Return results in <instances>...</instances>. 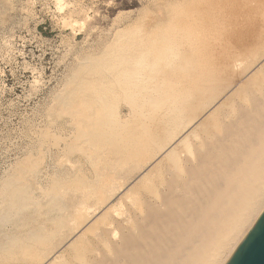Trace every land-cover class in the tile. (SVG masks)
Returning a JSON list of instances; mask_svg holds the SVG:
<instances>
[{
  "label": "rangeland",
  "instance_id": "obj_1",
  "mask_svg": "<svg viewBox=\"0 0 264 264\" xmlns=\"http://www.w3.org/2000/svg\"><path fill=\"white\" fill-rule=\"evenodd\" d=\"M263 11L264 0H0V183L6 182V172L8 175L9 170L14 171L9 174L12 178H15V172H18L14 175L19 178L17 174L23 172L22 168L26 166L22 160L28 158L29 163H37L30 165L25 161L30 165L25 169H34L33 172H36L37 164L43 167L38 165L41 168L39 169L37 166L40 170L38 177L35 176L39 173L38 170L34 174L24 170L26 173L22 174H30L32 179L23 175L22 184L26 183L27 187L25 185L24 188L21 184L22 189H31V185H43L42 190L37 189L35 192L36 188L32 186L34 189L32 188L30 196L37 195L35 200L39 199L38 204L41 197L54 190L64 194L61 199L66 201L59 204L61 207L65 204V208L62 207L64 214L61 210L59 212L49 209V205L48 208L45 207L48 195L45 196L46 203L44 198H41L42 202L35 204L38 207L41 205L38 210L34 205L31 207L32 204L30 208L29 204L26 205L33 210L36 207L37 211L30 210L27 214L24 208L25 215L22 211V216H26L24 219L33 212L41 213L44 218L45 215H50L51 218L46 216V221L50 219L47 223L51 230L46 221L42 222L45 219L36 214L31 216H35L32 220L30 217V220H24L33 225L30 227L27 226L28 223L25 224L26 229L23 223L25 229H21V214L17 216L20 221L13 225L14 215L16 219L18 213L9 212L7 209V215L13 217L10 218L12 225L10 222L9 225L2 222L0 229L4 234L9 233L11 238H4L3 232H0V243L6 242L0 245L3 247L0 249V259L4 257L0 263H11L14 260L13 264H41L43 261L42 264H69L70 261L73 264H86V250H89L87 241L91 247L97 246L96 250L100 249L98 236L102 232L101 222L105 221V217L109 218L108 215L111 219L115 218L108 214V205L127 204V201L132 199L134 202L135 196H138L139 201L135 198L139 203L136 201L134 204H151L150 199L156 194L155 177L153 178L150 167L151 158L161 155L159 152L164 146L163 143L169 142L178 132H175L176 125L181 128L193 120L189 115L192 110L194 112L196 108L197 111L198 108L202 109V106L207 107L211 98H205L208 103L205 100L203 105L199 103L202 100L198 99L201 79L213 76L215 60L228 59L233 46L248 41L247 38L258 24ZM201 109L196 113H200ZM153 112H157L155 116ZM95 118L99 122L102 121L99 126L95 124L97 129L92 125L96 122L92 121L96 120ZM185 118H189L190 122ZM179 128L177 130H180ZM164 130H173V136L171 132L166 133ZM64 155L68 158L69 165L65 163L67 158ZM31 158L33 160H29ZM19 164L22 165L17 169L20 172L15 171ZM43 174H46V179ZM26 177L30 180L29 184ZM53 178L55 182L51 181ZM157 178L161 180V177ZM9 179L8 177L7 180ZM136 188L141 194H135L136 191L138 193ZM29 189L28 192L32 191ZM43 190L44 193H41ZM129 197L132 199H128ZM66 203L71 208H68ZM84 203L91 204V209L89 206H83ZM131 203L132 201L128 204ZM92 204H95L96 209ZM79 205L90 211L87 213L85 209L78 207ZM43 206L48 209V214L44 213V208L41 209ZM0 210L3 218L4 210ZM50 210L54 214L59 212L60 215H66L68 220L63 221L64 216L57 218L59 214L51 215ZM92 210L93 214L87 215L92 213ZM72 211L75 215L70 214ZM68 214L70 215L67 216ZM51 219H54V222L63 221L65 225L60 221L54 224ZM38 221L42 223L39 224ZM15 225L19 227V236L24 232L18 236L19 240L15 235ZM57 225L61 228H57ZM95 226L100 234L96 230L93 232L94 236L98 234L92 244V239L89 238L93 237L91 231L96 229ZM3 227L7 229L4 230ZM9 227L12 230L16 228L12 233L16 238L10 233L13 231ZM39 227L43 230H39ZM55 227L56 231L53 229ZM28 228L33 229L34 233ZM36 229L40 231L36 232L39 233L36 234L39 242L37 239L36 242L27 239L32 233L31 237L34 238ZM85 232L91 235L87 237ZM46 233L49 234L47 239ZM69 233H74V236L81 234L84 241H79L74 236L73 239ZM42 235L45 237L42 238ZM66 235L67 238H64ZM20 238H25L28 243L24 240L26 244H23L24 241ZM51 238H55V244ZM13 240L17 245L22 242V247L18 245V248H15ZM29 241H33L35 245L32 246ZM61 242L64 244L63 249H57ZM11 243L15 246L10 245ZM46 243H52L49 245L51 250ZM37 246H40L38 251ZM54 246L56 248L52 249ZM6 247L11 251L15 248L16 253L14 251L9 254L10 250L7 253ZM46 250L53 253L49 254ZM3 251L10 257L14 255V259L11 257L9 260ZM45 251L50 257L43 253ZM19 252H25L22 254L23 259L21 256L17 258ZM65 254L74 257L69 259ZM16 259H21L22 262L19 263L20 260L15 261Z\"/></svg>",
  "mask_w": 264,
  "mask_h": 264
},
{
  "label": "bare ground",
  "instance_id": "obj_2",
  "mask_svg": "<svg viewBox=\"0 0 264 264\" xmlns=\"http://www.w3.org/2000/svg\"><path fill=\"white\" fill-rule=\"evenodd\" d=\"M247 40L248 41L245 44L233 46L232 49L230 50V57L228 59L219 58L215 60L216 62L214 64L213 76H210V77L206 76L204 78L201 77L202 79L200 81V88H199L200 92L198 93V99L202 101H200L199 103L203 105L202 102L204 101L205 103V100H206L205 98H208V99L211 98V100H209L210 101L209 104L207 105V107H204V108L202 106V109L200 108L201 109L200 113L199 112L196 113L198 110H200L199 108L197 111H196L197 109L196 108L194 112L192 110V112L189 115L190 117L191 116L193 117V120L191 119V122H190V119L188 118L190 123H186V122H185L186 124L183 123L185 125L184 126L182 125V127L180 125L181 128H179L178 125H176L177 126L176 131L174 129L175 132L178 131L176 135L174 136L172 135L174 133L173 130L172 131L168 130L169 132H171V135L173 136V138L167 143L165 142L166 141L165 140L164 142L166 144L163 143L164 146L161 144L163 148L165 147V149L162 148V150H164L163 153H162V150L159 152L161 153V155L156 154L158 155L157 157L153 156L151 158V161H150V167L152 169L151 172L153 174V178L155 177L154 179L156 182L155 183L156 194H154V196L152 195L153 197H151L150 199L151 204H136V203L134 204V202L137 201L138 196L137 197L135 196L137 198L136 199L134 197V194L132 193L131 196L132 198L134 197V202L131 197H129L128 199L131 198L132 200L131 199L130 200L132 201L133 204L132 203L128 204L131 202V201L129 202L128 200L127 204H118L116 206L108 205L106 207V210H108L109 213L108 212L107 213L111 214L112 216H115V218L113 217V219H111L110 216L108 215L109 218L106 219L105 217V221L101 222L103 223V225L100 223V225H102L101 235L98 236L99 237L98 240L100 243L97 241V243L101 244L100 249L96 250L97 246H95V248L91 247V245H89L88 244L89 242L87 241V245H88L87 249L89 250H86L87 251L86 252V255H87L86 264H225V262L230 257L232 252L235 250L239 242L242 240L244 235L247 233L249 228L252 226L254 221L257 219L259 214L264 209V11L261 13L258 24L256 25L255 28L252 29L250 36L247 38ZM196 99H197V96H196ZM153 113H154L153 116H155V113L157 112H153ZM148 118L150 120L151 116H149ZM167 119L169 120V118H166V120ZM149 120H147V123L149 122ZM92 121L97 122V123L95 122L92 124L94 126L95 124L99 126V124L102 123V121L99 122L97 119L92 120ZM144 122H145V119H144ZM147 125H150V124H147ZM172 125H170V127ZM95 127H96L95 129L98 128L97 126ZM172 127L175 128L174 126ZM93 128L94 127H92V129ZM178 128L180 130H177ZM168 131H166V133ZM168 136L170 137V135ZM160 140L162 141V139H159V141ZM121 143L123 144L122 141ZM117 146L119 145L117 144ZM64 157L66 156L64 155ZM27 159L28 158H26L25 160H22L24 161L26 165L25 168H28L27 166L30 167L32 163L31 161H30L31 163H29ZM29 160H33V159L31 158ZM25 161H27L30 165H28L27 162ZM68 161L69 160L67 158L65 162L67 165H69ZM36 163L37 162H35V164ZM20 164L18 165V168H16L15 171H19L17 169H19ZM38 165L39 164H37V166ZM37 166L36 167L34 166L36 172H33L34 171L33 167H32L33 171H29L28 169H25L24 167L22 168V170L24 169L25 171L26 170L29 171L27 173L33 172V174L37 173V170H38L39 173L35 175L36 177H38V174L40 175L39 169H41L40 167H43V166L39 165L40 166V167L38 166L39 169H37ZM24 170L23 172H25ZM9 172L11 173L14 171L9 170ZM23 172H20L19 175L17 174L19 178H17L14 175L15 173H18V172L13 173V176L15 178H12L11 177L12 175H9L10 173H8L7 175V172H6L5 178L8 179L9 177L10 179L9 180L6 179L5 180L6 182H4V184L0 183L1 185L0 187L4 185L3 186L4 188L3 187L0 188V207L2 206L0 209L4 210L2 213V215H4L3 218L0 214L2 218V220L0 219V223L7 222L8 224L6 225H9V222L11 223L12 222L11 219H13V217L7 215L9 214V212H15L16 214L18 213L16 215V219H17V216H19L20 214L21 215L19 217L22 216V211H24L25 209L27 210V212L24 211L23 212L24 215H25V212L28 214L29 212H31L30 210H33L32 208L29 209L31 204H32L31 207L33 205L36 206L35 204H38L37 202L39 201V199L37 198L38 201L35 200L36 197L38 196L36 195V197H34L33 193H32L33 196L32 195L31 196L34 198L30 196L31 192H33L32 186L34 185L29 186L31 187V189L27 188L32 191L28 192L27 189L26 190L24 189L27 187V185L26 183H24V185L22 184L24 181V180L22 181L23 179L22 176L23 175L27 176L28 174L27 175L22 174ZM30 174L28 175L29 176L28 179H32L30 177ZM33 174L31 176H33ZM52 174L54 173L52 172ZM44 176L46 177V174L45 175L43 174V177ZM53 176L57 179L55 174ZM45 177L44 179H46ZM157 177H161V180L163 181L160 180L161 183H159L160 178H157ZM55 178H53L54 180H51V181L55 182ZM33 180L36 181V178H34ZM156 180H158L159 182ZM29 182L30 180L27 183L29 184ZM34 182L32 181V183ZM58 182L62 184L61 181H58ZM21 184L23 185V187L26 185V187L22 189ZM56 185H57V182H56ZM38 186L37 187L34 186L36 188L34 192L37 191V189L42 190L43 185L39 186V188ZM59 186H62V185H59ZM150 189L151 188H149V191ZM44 190L41 193H44ZM137 190H138V193H136L137 192L136 191L135 194L139 195L140 190L139 189ZM26 192H28V194ZM47 192H45V194ZM57 192L58 191L54 190L53 192L51 191L49 195L46 194L48 195L47 197L48 201L45 207L48 208L47 206L49 205L50 207L49 209H52V210L54 209L53 211L61 210L62 211L61 213L64 214L65 204L62 205V207H64L63 209L59 205L60 203L63 202V199L61 198L64 194L61 195V193H57ZM59 194L61 196H59ZM158 194H160V196H156ZM40 195H39V198H40ZM45 196L41 197L42 199L44 198V202L46 199ZM41 198H40L41 200L40 203L42 202ZM65 202L66 201H64L63 203ZM67 203L66 205L68 207ZM77 204H75L76 208H77ZM26 205H28L29 208ZM38 205L36 206L37 210L41 206L40 205L38 207ZM58 205H59V208H58ZM80 205L78 207L81 208L82 206ZM82 205L84 206L85 203ZM93 205L95 207V204H92V206ZM85 206L86 207L89 206L88 208H90L91 204H87ZM36 207H34L33 211L36 210ZM43 208L44 206L41 209ZM46 208H44L46 211L43 210L45 211L44 213H46L48 210ZM68 208H71V207H68ZM76 208H74V211ZM82 208L85 209L84 207ZM7 209L9 212L7 211ZM83 209H81L82 212L87 211L88 213V211H90L86 209L85 211H83ZM94 209H96V207ZM68 210H65V211L67 212ZM93 210H92V213L87 214V215L93 214ZM74 211H72L73 213H70V214L75 215ZM0 212H2V210H0ZM59 212L58 214L60 215L61 213ZM82 212H81V215H82ZM95 212L96 211H94V214ZM34 214L36 213L33 212L32 215ZM40 214L41 213L36 214V215H38L39 217ZM50 214L52 215L54 213H52L50 210ZM63 214L60 216L58 215L57 218L64 216V219L63 217L61 219H63V221L68 220V217H66V215H63ZM70 214H68L67 216H69ZM31 216H29L30 219L32 218ZM40 216L43 217L44 215L43 216L40 215ZM46 216L48 217V215H45V218L43 217V219L45 220H43L42 222L47 220ZM4 217H9V218L7 219ZM24 217L22 216L21 221H20L19 218L16 220L15 215H14L13 221H15V223L13 222V225L19 221L21 222L20 223L21 225H23V223L24 225L25 224L27 225L29 221L27 220L28 222L26 223L25 219H29V217L25 219ZM33 218H35V216H33ZM36 219L39 220L38 218ZM54 219H51L53 220L52 223L54 224H57V222L59 223L60 220H57V222L56 221L54 222ZM49 220L50 219H48V221ZM36 221H32V223L34 222L36 223ZM48 221H46V223ZM63 221H60V222L63 223ZM42 222L39 223L38 221L37 223L41 224ZM63 224L65 225V222ZM63 224L60 223L61 226ZM0 225L2 228L3 223ZM10 225H12V223ZM17 225L19 224L17 223ZM24 225L23 227L19 225V227L23 229ZM30 225L32 226L33 224H30ZM30 225L28 223L27 226H30ZM100 225H98V227ZM38 226H41V225H37V227ZM96 226H95L96 229H93L91 231L92 234L95 230L98 231ZM12 227L13 226H11V228ZM19 227L17 228L16 226L17 229L14 227L16 229L15 235L17 237L19 236L18 235L19 232L17 234V230L19 231ZM47 227L50 229L49 223H47ZM58 227L60 226L57 225V228ZM3 228L4 230L7 229L5 227ZM11 228L9 227V229L13 232H10V230L9 232L12 234L14 233V228L13 230ZM40 228L42 229V227H39V230ZM43 228L45 229V226ZM28 229L30 230L31 228H28ZM49 229L45 231L48 232ZM53 229H55V231L57 230L56 227ZM84 229L85 228H83V230ZM31 230L34 233V230L33 229ZM39 230L36 229L35 235L33 236L34 238L31 237L33 233L29 231V233H32V234H30V238H27V239H31V240L33 239V241L35 242H36L35 239H37L39 242L38 236L36 235V234L39 235L40 233ZM37 231H39V233H36ZM79 231L81 232V230ZM0 232H3V231H1L0 229ZM6 233L4 234L3 232L2 234L3 237L5 235L4 238H7L6 236H8L9 234L7 233L6 235ZM23 233L24 232H21V235H23ZM26 234L27 232H25V235H24L25 237H26ZM85 234L86 236L91 235L86 232ZM97 234H95V236ZM70 235H69V238H71ZM76 235L74 236V233H73V235L71 236L72 237L74 236L77 239H79V241H81L82 240L81 238L83 236L80 234V236L77 235L78 236L77 237ZM43 236L44 235H42V238ZM45 236L47 239L48 238L47 236H49V234L47 235L46 233ZM51 236L52 235H50V237ZM67 236L68 235H66L64 238H67ZM95 236L93 234V237L89 238V239H92V244H94L96 240V238L94 240ZM19 237H18V240H19ZM9 238H11V235ZM52 238L51 240L53 242L55 238L54 239ZM7 240L5 239V241ZM65 240L68 241V239H65ZM25 241L23 244H26ZM82 241H84V239ZM17 242H20V241H17ZM26 242L28 243V241ZM32 242L29 244H32V246L35 245V243L33 242L34 243L33 244ZM7 243H10V241ZM12 243H15L17 247L13 245ZM12 243L10 245H13V247L15 246V248H18V245L22 247V242L21 244L17 245L16 241L14 242L13 240ZM2 244L0 243V245ZM51 244L52 243H49V245ZM61 244L59 245V248L57 247V249H61V247L63 249L64 244L62 242ZM71 244L73 245L74 243H71ZM6 245H9V244H6ZM46 245L48 246L49 250H51L47 243ZM72 245H70V247H72ZM38 247L40 246H37V248ZM1 248L3 247H0V249ZM9 248H11V246H9ZM9 248L8 250L7 249L6 250L4 249V250L6 252L7 251L9 252V250L11 251V249ZM15 248H14V251H15ZM30 248H31V245H30ZM53 248H56V247L54 246L52 247V249ZM34 250L36 251V248ZM38 250L39 248L37 249V251ZM40 250H42V248H40ZM49 250H46V251L48 252ZM14 251H11V253L9 252V254H12V252ZM46 251L43 252L45 255H46ZM1 252L2 251H0V253ZM39 252L42 253V251H39ZM3 253L5 252L3 251ZM23 253L25 254V252ZM52 253L53 252L51 251L49 254H52ZM19 254L16 255L17 258L18 256L22 257L24 255V254L23 255L22 254L19 255ZM2 255L3 254H1V257ZM5 255L7 254L5 253ZM37 255L39 256V254ZM42 255L43 254H41V256ZM70 255H66V256H69L68 257L69 259L71 257L72 258L74 257V256L70 257ZM48 256L50 257V255ZM6 257L9 258V260H11L12 255L11 257L10 255H7ZM13 257L12 259H14ZM34 257H36L35 254H34ZM63 258H64L63 260L65 261V257ZM19 260H20L19 263H21L22 262L21 259H16L15 261H19ZM36 260L38 259L36 258ZM41 260L43 261L45 259H41ZM46 260L48 259L46 258ZM46 260L45 262H47ZM3 261L4 259L2 260V263L4 262L9 263V262H6V261L3 262ZM13 262L14 260L11 263L13 264ZM43 262H41V264ZM68 262L69 260L67 261V263ZM69 264H73V263L70 261Z\"/></svg>",
  "mask_w": 264,
  "mask_h": 264
},
{
  "label": "water",
  "instance_id": "obj_3",
  "mask_svg": "<svg viewBox=\"0 0 264 264\" xmlns=\"http://www.w3.org/2000/svg\"><path fill=\"white\" fill-rule=\"evenodd\" d=\"M225 264H264V209Z\"/></svg>",
  "mask_w": 264,
  "mask_h": 264
}]
</instances>
